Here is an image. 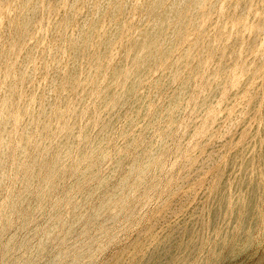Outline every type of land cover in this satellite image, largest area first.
<instances>
[{
	"label": "bare ground",
	"instance_id": "1",
	"mask_svg": "<svg viewBox=\"0 0 264 264\" xmlns=\"http://www.w3.org/2000/svg\"><path fill=\"white\" fill-rule=\"evenodd\" d=\"M231 1L222 2V17L214 21L216 0H0V241L15 214L17 197L24 203L37 181L36 216L44 210L53 188L68 176L71 163L77 167L93 158L78 182L96 174L119 118L124 117V145L102 181L113 175L137 139L160 121L145 153L134 159L96 216L119 201L134 177L132 192L163 158L193 95L196 101L186 112L189 116L176 143L177 154L197 133L204 132L197 142L204 144L229 116L216 133L217 143L206 147L204 157H188L187 162L197 164L186 169L181 180L190 182L202 174L193 175V169L218 163L230 149L233 153L219 170L221 183L210 201L187 207L188 194L181 198L167 212V219L177 214L175 220L154 233L134 264H204L208 249L203 253V247H210L222 229L216 240L220 249L237 221V207L250 179L249 165L258 150L262 154L255 169L259 164L264 167V98L258 94L264 88V77L259 76L264 71V0H239L235 8ZM253 11L259 15L245 27ZM242 31H247L244 37L228 40V34ZM218 48L213 65L203 72L211 52ZM177 51L179 55L172 57ZM144 83L148 87L136 95ZM248 85L251 93L239 98ZM58 99L61 105L56 106ZM24 168L23 186L17 194L12 185ZM252 177L247 216L261 190L257 173ZM67 196L69 192L56 200L37 244L9 259V264H32L55 238L64 202L73 200ZM74 201L66 214L77 210L80 202ZM30 234L35 231L28 232L27 240L33 237ZM15 237L5 241L2 258L11 254V248L23 245L14 243ZM72 251L69 247L63 255ZM82 252L78 250L68 264H76Z\"/></svg>",
	"mask_w": 264,
	"mask_h": 264
},
{
	"label": "rangeland",
	"instance_id": "2",
	"mask_svg": "<svg viewBox=\"0 0 264 264\" xmlns=\"http://www.w3.org/2000/svg\"><path fill=\"white\" fill-rule=\"evenodd\" d=\"M216 1H217V8L213 13L214 21H218L222 17V5H223L222 2L224 0H216ZM238 4H239V0L231 1V5L233 8H235ZM258 15H259L258 11H253L252 13H250L248 17V22L246 23L245 27H248L249 23L253 19H256ZM235 33L228 34L229 41L240 35L241 37H244L247 34V31H242L239 34H235ZM121 46L122 43L120 44L119 49L121 48ZM220 50L221 48L213 49L210 55L211 58L205 64L206 67H204L203 72H205L208 68H210L213 65L214 60L217 58V55ZM179 53L180 51L173 53L172 57L179 55ZM164 66L165 65H162L160 70ZM203 72L201 73V75H203ZM262 73L259 76L264 77V71ZM254 79H252L251 82ZM194 85L197 86L198 83L195 82ZM232 86H233V82L230 83V88ZM249 86L250 85H248V87H245L242 90L241 94L239 95V98L246 97L248 96V94L251 93V88ZM147 87H148L147 83L142 84L141 86H139L135 94L137 95L138 93H141L142 90L143 89L145 90ZM166 91L167 90H165L164 93ZM258 94L260 97L264 98V88L261 90L258 89ZM191 97L189 101L190 105H188L189 107L186 110V112L191 111V108L196 101V97L194 96L192 98ZM57 105H61V99L57 100L56 106ZM262 108H263V104L259 106L260 112L262 111ZM186 112L184 113L183 118L180 119V121L178 122L177 126L173 131V135L171 136L168 148L164 152V156L161 159L162 163L160 160L155 165L157 168L153 166L148 176L143 181L138 182V184H136L135 189L132 192L130 191V188L134 183L133 180L134 177L130 178V180L126 185L125 190L118 197L119 201L114 205L108 207L103 212H100V214L97 216L96 213L99 211L98 208L102 205L106 197L115 191L116 186L120 182V179L127 175L128 173L127 171L130 165L132 164V162L134 161V159L139 155H143L145 153V146L150 142L155 132L159 129V126L161 125L160 121L157 122L155 126L153 125V127L149 129V131L143 133L139 139H137L136 143L133 144V146L129 149V152L121 160L120 166L113 173V175H111L108 178V180L102 181L103 177L107 174L108 167L117 161L118 153L120 152V149L124 145L125 139H123L121 136V129L124 123V117L119 118L115 122L110 138L104 146V150L107 153V156L99 164L97 172L94 176H92L88 180H84L81 182L80 181L78 182L77 180L79 175L91 164L93 158L82 162L77 167H75L74 163H71L69 166L70 170L68 176L66 177L65 180L61 181L53 188L50 194V196L52 197L49 196V199L47 200L48 202L46 203L44 208L45 211L43 210L44 212L42 211V213H39L37 216L35 214L36 210L34 209V203L37 195L38 181L34 185L31 195L25 200L24 203L21 202L20 197H17L19 195H17L16 197L18 199L17 200L18 202L16 204L15 214L11 217L10 221L7 223L8 227L6 226L7 229L5 228L6 233L4 232L3 237L1 239L2 241H0L1 264H9V259L16 257L18 255H23L31 247L37 244L38 240L40 239V236L43 234L44 229L47 226L49 216L53 211V205L56 203V200H59V197H61L62 195H66L67 192H69V196L67 197H69V199L73 197V200L71 199L72 203L68 200L64 202V205L62 207L63 216L61 217V220L59 222L58 229L55 233V238L47 243L44 250L36 256V258L34 259L35 261H33L32 264H49V263L68 264L70 261H72L73 257H75L73 255H75L78 250H83V252L80 255L79 260L77 261L76 264H134L137 261V259H140L141 253L147 247V243L154 236V233H158L159 230L165 229L167 226L171 224L173 220H175L177 214H174L172 217H170V219H167L168 216L167 212L172 210L175 206H177L181 198L185 197V195L188 194V200L186 202L187 207L189 206L192 207L198 204L207 203L210 197H212V194L217 191L216 190L217 186H219V184L221 183L220 177H218L220 168L223 167L226 160H228L230 155L233 153L231 152L232 150L230 149L229 151L226 152L223 159L218 163H214L206 168H201L196 170L193 169L194 171L192 172L193 175H198V173H202L201 176L196 177L195 179L191 180L188 183L183 182L181 180L183 173L187 171L188 168L189 170L195 168L194 165L197 164V163L193 164V162H187L188 157L193 154L195 155V158H198L197 160H200L202 157H204V155L206 154L204 153L206 152V149L209 146L217 143L218 141L217 134L218 132L222 131L221 129L223 128V124L226 122V119L229 116V114H227L222 119L221 123L217 125V127L214 129V135L208 137L204 144L197 143L200 142L199 140H201V136L202 138L203 136H205L203 135L204 132L197 133L196 136L198 138L195 137L193 138V140H190L191 142L189 141L188 143H186L188 146L191 144L192 146H189L191 148L189 149V147L185 144L183 147L184 150L182 149V151L179 154H177L178 146H176V143L178 145V141L182 136L181 134L184 131V126H185L184 123L187 122L189 116V113ZM175 134L177 135L178 139ZM186 146L188 147V149L186 148ZM186 154L188 156H186ZM260 154H262L261 150L256 151L255 154L256 159L253 162H250L249 165L251 170V174L249 176L250 179L243 192L242 201L237 207L238 217L234 227H232V231L230 233L231 235L229 236L228 240L221 245L220 249H217L218 243L216 240L220 239L222 232V229H219L217 233L218 239H215V241L211 244L210 247H208L207 245L203 247V253L204 252L206 253V250L208 249V254L206 255L204 264H264V178H263L264 167L263 165L259 164L260 166H258L257 169H255V166L258 165L257 159L259 158ZM166 160H169L170 162ZM180 160H182V162ZM174 163L178 164V167H176L177 166L176 164L174 167ZM170 164L171 165L173 164V166H171ZM169 166H171L172 169ZM25 171L26 168L22 170L20 175L17 177L15 184L12 185L15 186L14 192L17 194L19 193L21 187L23 186L22 179H23V175L25 174ZM253 172L257 173V178L260 181L261 190L259 191V194L257 196V200L254 205L253 211L249 216H247L246 213L248 207L247 204L248 201L250 200V196L248 193H249L250 185H252L253 182V177H252ZM153 188L156 191L153 190ZM144 189L145 191H143ZM135 194L136 196H134ZM147 194H149V196ZM149 199L151 200L149 201ZM232 199L233 198L231 197L230 200L232 201ZM74 200L80 202L77 210L73 213L66 214V211L71 208V205L73 204ZM114 207L115 209H113ZM20 211L23 213L20 214L19 213ZM102 216L105 217L102 218ZM109 218L111 220H109ZM116 223L119 225H117ZM87 226H88V230H87ZM31 231H35V234L34 235L30 234V236L33 237L30 240H27V234L28 232ZM13 234L16 235L13 241L14 243H22V242L24 243L20 249H16V247L11 248L9 251V253L11 254L6 259H4L2 258V254H3L2 250L4 248L3 247L4 243L9 238V236ZM64 236L66 237V239H63ZM68 246L74 249V251L71 252L72 256L71 254L68 256L63 255L64 251H66L67 248H69ZM124 250L127 252H125L123 255Z\"/></svg>",
	"mask_w": 264,
	"mask_h": 264
}]
</instances>
